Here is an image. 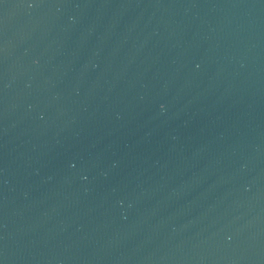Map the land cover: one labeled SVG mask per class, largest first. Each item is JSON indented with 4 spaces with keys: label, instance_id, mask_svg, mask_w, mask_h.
Instances as JSON below:
<instances>
[{
    "label": "water",
    "instance_id": "1",
    "mask_svg": "<svg viewBox=\"0 0 264 264\" xmlns=\"http://www.w3.org/2000/svg\"><path fill=\"white\" fill-rule=\"evenodd\" d=\"M0 264H264V0H0Z\"/></svg>",
    "mask_w": 264,
    "mask_h": 264
}]
</instances>
